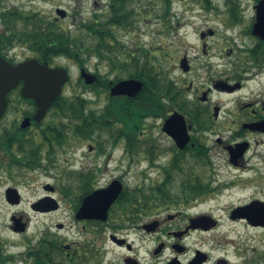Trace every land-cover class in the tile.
Here are the masks:
<instances>
[{"label":"flooded vegetation","instance_id":"1","mask_svg":"<svg viewBox=\"0 0 264 264\" xmlns=\"http://www.w3.org/2000/svg\"><path fill=\"white\" fill-rule=\"evenodd\" d=\"M204 7L208 11L220 9L223 15L205 17L207 22L219 23V27L195 29L197 50L204 63L186 56L178 61L181 69V61L187 59L188 70H181L193 73L200 85L194 87L190 83L186 88L172 83L177 102L170 101L163 87L153 90L157 102L153 100L151 111L147 93L111 96V88L120 81L141 82L120 72L116 64L109 71L113 79L92 72L85 65L78 67L79 74L83 69L95 78L89 85L82 79L84 92L68 97L69 101L79 102L76 122L53 112L51 106L36 121L37 107L32 100L17 94L7 96L0 118V212L4 207L9 213L1 226L3 231L0 230V264H101L102 228L156 235L154 247L162 244V249L156 255L154 249L152 255L160 258L168 252L162 264H258L264 260L263 254L257 256V249L245 255L234 245L232 255L222 253L224 240H210L207 249L195 247L192 251L186 243L191 233H211L220 226L219 220L210 215L191 217L199 202L237 192L244 199L229 209L230 222L264 231V2L251 0L250 16L242 15L240 0L207 1ZM235 39L239 40L236 45ZM139 51L130 52L126 59L141 58ZM118 60L123 57L117 56L115 61ZM199 69H204L203 77L198 74ZM102 96L104 105L97 109ZM118 101L143 103L145 109L139 118L130 119L134 129L125 128L123 119L118 118ZM174 113L182 117L184 124L180 121L170 127L172 134H167L164 124ZM23 122L27 126L22 127ZM152 122L158 124L165 144L155 143L148 135ZM185 138L182 147L177 144V140ZM119 140L129 158L121 177L117 168L108 169L110 153L117 149ZM138 151L144 153L146 172L156 171V175L153 184L129 190L124 178ZM57 167L62 168L63 180L42 186L41 196L23 212L20 182L37 177L23 176L21 172H50ZM147 176L142 173L144 180H149ZM61 181L67 184L64 188ZM115 181L122 185V192L110 206L106 221L75 218L87 197ZM63 202L80 224L83 239L70 242L38 229L28 238L32 233L30 213H56ZM87 210L88 214L94 213L92 208ZM155 215L163 217L151 220ZM152 223L154 230L147 231ZM59 225L55 227L60 231L63 226L58 228ZM125 241L119 248L125 249L129 243ZM215 252L219 254L214 255ZM126 253L122 264H143L135 256L132 243Z\"/></svg>","mask_w":264,"mask_h":264},{"label":"rangeland","instance_id":"2","mask_svg":"<svg viewBox=\"0 0 264 264\" xmlns=\"http://www.w3.org/2000/svg\"><path fill=\"white\" fill-rule=\"evenodd\" d=\"M110 0H7L4 4L5 8L23 12L32 13L39 12L42 16L49 20H57L59 24L74 32V35L80 34L78 28L79 21H91L94 14L100 15L108 6ZM207 1H222V0H207ZM242 2V9L244 10V16H250L251 0H240ZM139 5L136 6V16L134 20V26L132 29L124 31L122 29H115L113 32L116 34L117 40L122 44V50L126 52H137L141 48L149 49L151 54L155 57L157 64V71L164 72L165 77L172 83L181 84L186 88L190 83L193 86H199L200 79L195 80L193 73H184L179 67L178 61L183 56L187 59H198V63H204V59L201 57L200 51L197 50L199 41L197 39L195 29L202 28L204 26H216L219 27V23L207 22L205 17L214 15H223L220 9H210L209 11L204 7L206 2L203 0H173L171 13L168 17L170 21L169 30H165L162 20L156 18L161 12V5L156 1L141 0ZM217 4V2H214ZM56 9H61L66 12L64 19H58L55 13ZM147 11V16H142V12ZM151 13V14H150ZM210 41H216V38ZM239 42L238 39L234 40L235 45ZM118 51V50H117ZM140 53V51H139ZM8 58L13 59L14 63L22 62L26 59L33 58V54L30 51L22 47H15L8 53ZM83 62L80 66L85 65L86 68L92 72H99L102 75H108L109 79H113L109 75L108 66L105 62L98 60L94 56L86 58L84 55ZM51 67H63L69 74V81L63 87V93H71L70 97L75 94H82L83 85L79 81V64L75 61L60 57L57 58ZM198 74L203 77L205 74L204 69H199ZM119 76H122L118 72ZM16 95V92L12 93ZM104 96L100 99L97 109H100L104 105ZM54 112V111H53ZM158 124L151 123V130L148 131V135L152 137L155 143L165 144L161 133L157 128ZM118 147L111 154V161L108 165V169L112 171L117 168L118 177L122 176V173L126 171L129 158L125 156V152L122 149V140L118 141ZM134 163L128 168L127 178H124V185L126 189L132 190L138 186H149L154 183L156 171H147V165L144 160L143 152H136L132 156ZM105 159V157H102ZM62 168L57 167L56 170L50 172H24L23 176L36 175V180H26L24 183L20 182V188L23 194L22 205L20 209L28 211L29 204L32 203L38 196H41L42 186L55 183L57 180H63ZM221 168H217V174L219 175ZM142 173L148 175L149 180L142 178ZM50 174V176H49ZM113 175V174H112ZM207 177V175H206ZM54 180V181H53ZM105 177L103 179V182ZM205 181H207L205 179ZM67 185L64 181L60 182V186L64 188ZM73 197H76V192H73ZM243 195H247L246 192ZM71 199V197L69 198ZM244 199L240 193H235L230 197H222L212 201L201 200L199 205L193 210L191 217L195 215H210L219 220L220 226L211 233H191L186 243L192 251L195 247L208 248L210 240H224L222 247V253H230L232 255V245L243 251L245 255H251L254 249H257V256L264 255V231L257 232L254 229L248 228L241 222L232 223L228 218V211L235 205L236 202ZM69 201V200H68ZM67 204V203H66ZM65 202L62 203L60 209L56 213L48 215H33L31 217V234L33 235L35 229L38 231L46 230L56 238H63L67 241H81L83 239L82 233L79 232L80 224L74 219V214L67 208ZM8 210L2 207L0 212V230L3 231L2 225L5 221ZM165 214V213H164ZM29 215V214H28ZM163 215H155L150 217L152 219L161 218ZM56 224H61L63 228L59 231L56 229ZM109 235H115L118 238L126 239L129 243H132L135 247V256L141 259L143 264H162L163 261L168 258V252L162 257H154L152 255L155 249L154 243L157 240L156 235H144L139 231H111L105 230L101 232V264H122V260L127 256L126 250L121 249L113 244L109 239ZM215 236L216 238H214ZM160 239H165L160 237ZM218 255V252L213 253ZM264 264V260L261 263Z\"/></svg>","mask_w":264,"mask_h":264},{"label":"trees","instance_id":"3","mask_svg":"<svg viewBox=\"0 0 264 264\" xmlns=\"http://www.w3.org/2000/svg\"><path fill=\"white\" fill-rule=\"evenodd\" d=\"M6 1L0 0V57L9 63L14 64L13 59L8 58L9 51L18 46L30 51L40 64L48 66L60 57L81 64L84 55L86 58L94 56L110 66L109 71L116 64L120 72L140 80L143 86L139 95L148 94L150 111L153 100L157 97L156 93L153 94V90L160 87H163L170 101L173 99L177 102L172 82L165 77L164 72L157 71L158 63L150 50L141 48L138 55L141 58L126 59L130 57V53L121 49L123 45L113 32L116 28L124 31L133 28L136 6L141 0H110L105 8L106 11L100 15L94 14L91 21H79L77 30L80 29L81 33L78 35H74L72 30L59 24L57 20H49L39 12L23 13L7 9L4 6ZM149 1L160 3L162 13L156 18H163L165 30H169L168 17L173 0ZM203 1L207 2V0ZM147 14V11L142 12L143 17ZM117 56L123 57V60L115 61ZM79 81L81 82L80 79ZM70 94L64 93L59 96L51 108L54 112H59L62 116L76 122L80 113L79 102L69 101ZM73 96L78 97L79 94ZM144 109L141 102L132 104L127 101H118L117 103V115L119 119H123L125 128L134 129L135 125L130 123V119L139 118ZM73 126L78 125L74 123ZM126 200L124 198L123 201L126 202ZM105 230L102 228L101 232Z\"/></svg>","mask_w":264,"mask_h":264},{"label":"water","instance_id":"4","mask_svg":"<svg viewBox=\"0 0 264 264\" xmlns=\"http://www.w3.org/2000/svg\"><path fill=\"white\" fill-rule=\"evenodd\" d=\"M55 13L60 19H64L66 16V12L61 9H56ZM180 66L183 71L188 70L186 58L181 61ZM80 77L87 85L92 84L95 78L91 74L86 73L83 69L80 72ZM68 79V73L62 67L51 68L47 65L40 64L33 58L12 65L0 57V117L3 115L6 108V95L21 82L22 86L20 95L33 100L37 107L34 119L36 121L41 120L52 102L61 94L62 87ZM141 88L142 83L137 80H123L111 88L110 95L133 97L141 90ZM180 121L183 123L182 117L174 113L172 118L164 124L165 132L167 134H172L170 127H175ZM25 126H27V123L23 122L22 127ZM186 140L187 138L181 142L178 140L176 142L182 147ZM121 192L122 185L120 182H113L108 188L87 197L83 201V205L78 210L75 218L96 219L102 222L106 221L110 206ZM88 208H92L94 213L88 214ZM154 227L155 223L150 224L147 231L154 230ZM58 228H61V225H59ZM109 239L119 246L125 244L124 239H118L114 235H111ZM128 246L129 245H127V249ZM161 249L162 244L156 248L154 254H158Z\"/></svg>","mask_w":264,"mask_h":264}]
</instances>
